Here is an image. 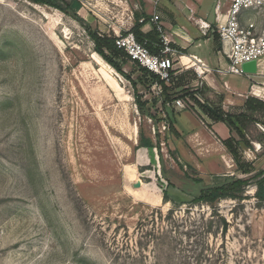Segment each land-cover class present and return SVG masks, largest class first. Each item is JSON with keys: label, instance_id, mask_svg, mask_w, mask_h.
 Listing matches in <instances>:
<instances>
[{"label": "rangeland", "instance_id": "obj_1", "mask_svg": "<svg viewBox=\"0 0 264 264\" xmlns=\"http://www.w3.org/2000/svg\"><path fill=\"white\" fill-rule=\"evenodd\" d=\"M79 1L83 19L0 0V264H264L253 183L245 199H193L218 177L264 170V92L224 106L246 130L233 147L199 107L176 115L179 135L160 103L149 104L160 121L139 108L90 33L126 30L141 1Z\"/></svg>", "mask_w": 264, "mask_h": 264}, {"label": "crops", "instance_id": "obj_2", "mask_svg": "<svg viewBox=\"0 0 264 264\" xmlns=\"http://www.w3.org/2000/svg\"><path fill=\"white\" fill-rule=\"evenodd\" d=\"M140 1L143 10L134 14V18L131 24L126 26V30H121V32L116 30L115 36L117 38L118 33L131 31L136 24L137 14H146L150 16V19L146 21L145 17L140 19V30L145 35L147 42L156 45L157 39L159 37L162 39V33L158 30L157 24L151 21V18L153 16L159 17L163 34L168 37L173 48V51L169 54L173 59L172 69L170 70L171 79L165 82L171 93H179L187 88L197 90V97L202 102L224 108L225 105L235 104L240 98L246 97L250 93L264 92V59L259 61L256 74H238L246 75L247 83L244 86L236 83L235 77H230L235 74L227 71L229 61L223 53L222 43L216 32V27L218 22L225 20V12L230 0ZM218 4H220L219 10ZM156 29L160 35L156 32ZM157 85L161 87L160 84L155 83L152 89H158ZM162 92L161 87L158 94ZM145 98L149 100L151 105H153V100L157 99L155 95L148 96L146 94ZM181 100L186 107L178 106L175 102H172L167 104L165 110L161 99L157 102V105L158 103L161 104V110L165 116L171 115L179 131L177 114L183 112L184 109L192 110L198 117L201 113L197 108L198 105L190 96ZM200 121L208 128H210L208 124H211L212 129L217 123H213L211 120H207V122ZM197 131L195 130L193 133ZM222 136H230L229 127L228 132H225Z\"/></svg>", "mask_w": 264, "mask_h": 264}, {"label": "trees", "instance_id": "obj_3", "mask_svg": "<svg viewBox=\"0 0 264 264\" xmlns=\"http://www.w3.org/2000/svg\"><path fill=\"white\" fill-rule=\"evenodd\" d=\"M34 3L43 4L52 6L55 8H58L66 13L70 12L71 10L75 11L76 17L79 19L81 18L80 15H78L76 12L81 9V2L79 0H72V2H67L66 0H30ZM142 17H145V21L150 19V16L146 14H137L136 15V24L131 29L132 32L135 33L138 40L142 42L146 47L150 49L152 53H160L161 49L163 47V42L161 37L157 39V44L154 45L152 43H149L145 40V35L141 32L140 26L141 23L139 22ZM90 25V24H89ZM90 27V26H89ZM156 32L159 34V31L156 29ZM90 33L92 35V38L94 39L96 43L95 50L103 57L105 58L114 68H116L121 74L127 77L129 81H131L133 88H134V97L136 100V103L139 105V108L142 110H149L150 116L152 118H155L157 121H160L159 119H163L164 117L157 116L156 113H153L149 107V100L145 98L144 91H142V88H145V90L151 91L153 85L155 83L160 84V86L163 89L164 98H161L162 106L164 109L167 107L168 103L175 102L178 99L185 98L187 96H190L195 102L196 105L200 108V110L213 122H224L230 129L231 137L229 140H226L228 146L233 147L234 144H238L241 142L242 134L246 131L243 126L236 127L234 125V120L238 119L240 116L238 114H231L228 110L224 109L222 106L218 105H212L206 102H202L197 97V90L192 89H184L182 92H175L171 93L170 88L165 83L164 80H161L160 77L149 71L147 68L142 67L139 63L132 61L130 56L127 54L126 51L123 49H120L116 44V36L114 34H104L101 32H94L90 28ZM127 32H124L123 34H126ZM160 35V34H159ZM119 59H122L126 62H132L136 66V70L134 71V74L136 75V78H134L133 74H128L124 71L122 63ZM141 87V88H140ZM160 99L153 100V106H157V102ZM262 105V103H261ZM248 106V104H247ZM248 110V108H247ZM263 110V105L260 106V109H257L255 106L251 111L253 113L257 111ZM167 120L170 122L171 127L180 135V131L176 128V122L173 120L171 115L165 116ZM243 119V118H241ZM254 119V117H252ZM245 120V119H243ZM246 121V120H245ZM211 127V124H208ZM179 131V132H178ZM236 133V134H235ZM261 135L264 136L263 132H260ZM238 135H240V138H238ZM250 136H252L250 134ZM143 140L147 145H150L149 138L142 137ZM259 142L264 146V139H260ZM144 143V144H145ZM248 145L251 146L250 141H246ZM264 170H261L259 172H256L251 178L244 179V178H236V177H218L216 184L213 186L204 187L200 193L194 197V201L200 202H214L220 199L224 198H234V199H245L246 197V191L248 186H250L252 183L257 187V193L256 197L262 202H264ZM173 198L169 192V190L165 191V199L170 200Z\"/></svg>", "mask_w": 264, "mask_h": 264}, {"label": "built area", "instance_id": "obj_4", "mask_svg": "<svg viewBox=\"0 0 264 264\" xmlns=\"http://www.w3.org/2000/svg\"><path fill=\"white\" fill-rule=\"evenodd\" d=\"M151 21L157 24L162 33L163 47L160 53H152L132 31L118 33L116 44L127 52L132 61L168 82L173 65L169 54L173 48L168 37L163 34L159 17L153 16ZM216 32L222 43L223 53L229 61L227 71L232 74H246L242 67L244 63L253 60L259 63L264 59V0H230L225 20L217 23ZM158 89L160 91L161 87L158 86ZM175 103L186 107L181 99Z\"/></svg>", "mask_w": 264, "mask_h": 264}, {"label": "water", "instance_id": "obj_5", "mask_svg": "<svg viewBox=\"0 0 264 264\" xmlns=\"http://www.w3.org/2000/svg\"><path fill=\"white\" fill-rule=\"evenodd\" d=\"M242 67L246 74H256L258 72V63L254 60L244 63Z\"/></svg>", "mask_w": 264, "mask_h": 264}, {"label": "bare ground", "instance_id": "obj_6", "mask_svg": "<svg viewBox=\"0 0 264 264\" xmlns=\"http://www.w3.org/2000/svg\"><path fill=\"white\" fill-rule=\"evenodd\" d=\"M96 56H98L97 54H96ZM98 57H100V56H98ZM101 58V57H100Z\"/></svg>", "mask_w": 264, "mask_h": 264}]
</instances>
